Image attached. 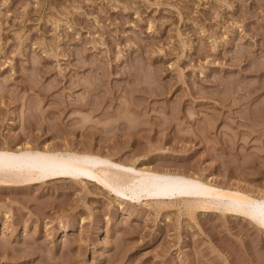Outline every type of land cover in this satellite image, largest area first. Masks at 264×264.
Wrapping results in <instances>:
<instances>
[{
	"label": "rangeland",
	"instance_id": "1",
	"mask_svg": "<svg viewBox=\"0 0 264 264\" xmlns=\"http://www.w3.org/2000/svg\"><path fill=\"white\" fill-rule=\"evenodd\" d=\"M0 151L168 188L1 162L0 264H264V0H0Z\"/></svg>",
	"mask_w": 264,
	"mask_h": 264
},
{
	"label": "bare ground",
	"instance_id": "2",
	"mask_svg": "<svg viewBox=\"0 0 264 264\" xmlns=\"http://www.w3.org/2000/svg\"><path fill=\"white\" fill-rule=\"evenodd\" d=\"M4 163L5 167H10L13 164H17V166H22V163L25 164L27 171L30 174L40 173L43 174L47 169L53 167L55 165L66 164L72 168H76L78 170H85L90 173L91 171H97V174L94 177L102 182L106 186H112V182H116L119 179H122L128 182L131 186H143L144 188H148L151 194L162 195L163 191H168V188L162 186L157 179L160 177H164L145 171L138 170L134 167H130L126 174L121 172V166L119 165H110L106 160L103 159H94L90 164L87 161H80L78 158L73 156L72 154L65 155L61 152H52L41 153L38 151H30L25 154L22 158L17 155L14 151L2 152L0 151V163ZM195 182V188L199 189L203 193H207L210 195H220V196H231L235 195L245 201L248 204H255L258 201L250 196L232 193L226 190H222L221 188L209 186L205 183L200 182L197 179H190L181 177L171 183L172 188L176 185H180L179 194H189L193 193L189 186ZM248 215L251 218H259L264 217V211L259 209H254L249 211ZM264 222V221H263Z\"/></svg>",
	"mask_w": 264,
	"mask_h": 264
}]
</instances>
